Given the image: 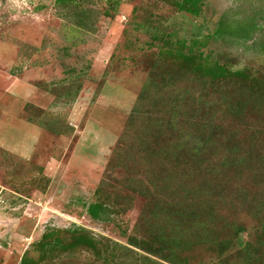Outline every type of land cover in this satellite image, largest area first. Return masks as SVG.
<instances>
[{"label": "rangeland", "instance_id": "obj_1", "mask_svg": "<svg viewBox=\"0 0 264 264\" xmlns=\"http://www.w3.org/2000/svg\"><path fill=\"white\" fill-rule=\"evenodd\" d=\"M181 1L0 0V264L23 257L27 264H101L85 252L38 245L72 226L129 247L134 229L145 230L150 192L162 187L164 158L173 157L156 146L148 159L145 131L166 132L159 148L167 153L178 143L204 147L210 136L203 156L214 174L183 179L179 169L165 194L177 188L181 199L202 177L219 178L229 195L250 187L245 171L234 186L231 171L219 173L231 167L222 165L228 146L264 132V106L246 104L235 120L220 95L234 101L238 84L218 83L226 86L207 98L201 88L210 83L207 65L217 62L247 73L264 97V0H202L196 16L181 11ZM139 182L148 194L134 192ZM102 186L121 212L110 214L114 221L87 215ZM237 218L247 228L241 238L251 240L255 224L243 213ZM205 251L185 253L207 262Z\"/></svg>", "mask_w": 264, "mask_h": 264}, {"label": "trees", "instance_id": "obj_2", "mask_svg": "<svg viewBox=\"0 0 264 264\" xmlns=\"http://www.w3.org/2000/svg\"><path fill=\"white\" fill-rule=\"evenodd\" d=\"M201 3L202 0H182L179 9L196 16L200 11ZM255 29L256 25L252 27V31ZM195 72L199 73L200 71ZM207 72L210 83L206 88H201L206 98L215 90L214 87L223 88L226 86L225 84L217 86L218 83H236L240 86L235 89L236 97L232 102L226 100L228 95L225 93L222 92L220 95L223 103H227V114L231 118L239 119L246 104H251L256 108L264 106V97L255 93L254 83L247 73L241 70L231 72L226 66L219 65L217 62H213L211 66L207 65ZM242 85H245L251 93L247 91L245 95ZM136 114L137 109H134L129 119V127L135 121L133 116ZM142 117L145 119L142 115L139 119ZM150 131L154 133V136L150 132L149 134L146 131L144 133L147 138L144 140L147 142L146 152L150 158L146 157L151 161L155 160L156 153L153 152V147L156 146L163 157L165 153L173 155V157L170 160H168V156L164 158L166 162H163L164 169L160 174L162 187L158 188L157 193L150 192L149 197L152 195L150 200L152 198L153 200L148 203L147 212L142 213V221H144L142 227H145V230L139 232L138 229H134V233L127 238L129 247L104 238H96L92 236L91 232L79 226H72L65 230L62 236L55 231L48 233L42 237V243L38 245L44 251L51 248L52 251L60 250L63 253L85 252L92 255L95 261H101V264H264V132H258L263 134L248 132L246 137L243 136L244 139L240 141V144L226 148L228 155L222 165L224 167L228 164L231 167L226 169V172L221 171L219 175L225 178L228 174L227 171H231L232 178L227 182L234 186V178L241 176L245 171L250 185L248 189L236 188L233 190L235 192L229 195L230 193L227 194L225 191L231 189L227 190L224 186L225 183L219 178L215 180V183L203 178L204 175L211 177L216 170L214 164L204 163L203 155L206 152L209 153L211 148H209L210 136L206 137V141L203 143L204 147L198 144L188 146L178 143L172 148H177L175 152L172 150L167 153L166 147L159 148V142L165 140L164 135L167 133L158 128L156 131L155 129ZM194 166L204 171L197 173L193 170ZM179 169L183 179L199 176V174L203 176L199 189L183 191L182 200H177L175 196L177 188L164 193L170 186L171 179L176 178L173 173ZM259 188L261 189L258 190ZM103 192V186L96 190L97 200L86 207L87 215L94 221H114L111 220L110 214L116 216L121 212L110 201L109 195H105ZM134 192L144 195L148 194V189L139 182ZM228 202L230 207L224 212ZM109 208L115 212L110 211ZM239 213H243L255 224L251 240L244 241L241 238L242 234L247 232V228L237 218ZM232 214L235 216L234 219H232ZM133 248L147 255H140ZM199 248L206 250V255H210L207 256L209 259L207 262L199 259L198 262L193 263L195 260L187 253ZM151 257L160 260V262ZM26 259L23 257L20 264H27ZM29 263L35 264L31 261Z\"/></svg>", "mask_w": 264, "mask_h": 264}]
</instances>
